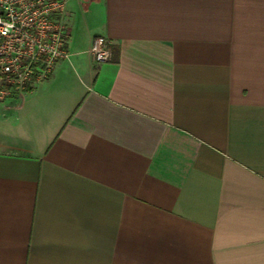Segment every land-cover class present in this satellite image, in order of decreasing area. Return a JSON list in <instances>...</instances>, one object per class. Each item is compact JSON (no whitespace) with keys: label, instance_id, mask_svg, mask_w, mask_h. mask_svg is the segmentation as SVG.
<instances>
[{"label":"crops","instance_id":"0c3cea01","mask_svg":"<svg viewBox=\"0 0 264 264\" xmlns=\"http://www.w3.org/2000/svg\"><path fill=\"white\" fill-rule=\"evenodd\" d=\"M65 2L0 105V264H264V0Z\"/></svg>","mask_w":264,"mask_h":264},{"label":"built area","instance_id":"2783aa9c","mask_svg":"<svg viewBox=\"0 0 264 264\" xmlns=\"http://www.w3.org/2000/svg\"><path fill=\"white\" fill-rule=\"evenodd\" d=\"M65 0H0V105L48 80L56 64L69 57ZM89 52L108 62L109 43L93 38Z\"/></svg>","mask_w":264,"mask_h":264},{"label":"trees","instance_id":"16d2710c","mask_svg":"<svg viewBox=\"0 0 264 264\" xmlns=\"http://www.w3.org/2000/svg\"><path fill=\"white\" fill-rule=\"evenodd\" d=\"M110 47V46H109ZM110 52H111V49H110Z\"/></svg>","mask_w":264,"mask_h":264}]
</instances>
